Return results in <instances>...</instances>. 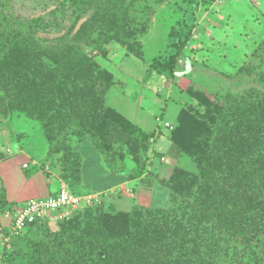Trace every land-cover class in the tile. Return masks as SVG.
I'll use <instances>...</instances> for the list:
<instances>
[{"label": "rangeland", "instance_id": "obj_1", "mask_svg": "<svg viewBox=\"0 0 264 264\" xmlns=\"http://www.w3.org/2000/svg\"><path fill=\"white\" fill-rule=\"evenodd\" d=\"M32 27L37 40L52 46L48 55H31L23 41L10 43ZM66 46L74 56L80 52L90 65H60ZM61 75L73 81L67 84L68 92L81 101L92 98L93 116L78 115L102 127L95 134L106 163L134 182L132 190L93 192L99 189L92 180L82 189L77 156L48 155L42 125L60 110L56 95L64 89ZM263 103L264 0H0L2 190L12 207L47 196L42 180L52 181L48 196L64 185L77 199L66 210L47 214L20 237L4 234L10 220L0 216V264H91L88 251L103 257L101 242L93 236L92 247L84 251L73 241V229L77 227V236L86 226L91 229V218L103 212L140 213L132 214L139 221L134 229L142 232L137 238L147 237L149 247L152 240L171 247L168 236L179 226L177 217L191 214L204 177L208 187L239 185L233 180L235 156L227 153L234 149L227 144L217 149L214 144L220 135L227 132L242 139L239 171L264 156V129L250 130L245 124L255 106ZM44 111L45 121L38 120ZM76 141L70 138L72 150L79 144ZM155 153L163 158H155ZM218 158L220 167L214 166ZM254 180L253 207L264 210V185L261 189L256 185L264 179ZM149 181L170 187L165 209L173 207L179 216L167 218L158 208L133 206L136 200L145 203L136 195L149 191ZM248 217L244 227L251 233L250 241L232 237L224 242L216 236L211 264H264V211ZM153 220L166 239L158 241L147 226ZM210 227L205 224L197 232L206 236ZM65 237L68 240L60 247ZM74 247L79 254L66 263L60 248ZM141 248L136 264H142L145 256L153 260L148 248Z\"/></svg>", "mask_w": 264, "mask_h": 264}, {"label": "trees", "instance_id": "obj_2", "mask_svg": "<svg viewBox=\"0 0 264 264\" xmlns=\"http://www.w3.org/2000/svg\"><path fill=\"white\" fill-rule=\"evenodd\" d=\"M31 40L33 42H31ZM18 41H23V43H25L26 49L31 55H39L41 53L48 55L52 50L51 45H47L45 41L37 40L36 30L34 27L31 28L30 32H26L22 38L12 39L10 40V43L15 44ZM63 51L64 52L59 60L60 65H63V67L87 68L90 65L88 60L86 61V59L82 58L83 56H81L80 52L74 56L72 55V52L67 49V46ZM53 72L54 74L58 73L59 75L60 71L54 70ZM58 75L56 76V79L58 78ZM61 77L62 79L60 80H62L64 83V89H59L56 95L60 103V110L52 113L46 121L44 119L48 115L47 111H44V115L38 116V120L45 121L43 122L44 124L42 125V130L48 147V155L58 152H62L64 155H76L78 158V169L76 170L78 173L77 179L78 182H80L81 157L76 150L71 149L70 145V138L75 137L77 139L76 143L89 142L93 146L95 151L102 158L106 168L110 173H119L120 171H116L108 167L104 156V149L102 145L98 143V138L95 133L102 127L98 128V125L91 124L92 121L85 122L80 116L85 115L90 118L93 116V113L89 114V111H91L90 100H92V98L89 97L90 100L87 101H81L78 99V95L68 92L67 90V84L73 83L70 77L65 75H61ZM253 110L252 119L250 120L249 117H247L250 121L246 122L245 124L250 130L252 128L257 129L258 126H261V128L264 129V103L255 106ZM98 116L99 115L97 114L96 117ZM55 118L60 120L54 122ZM120 121L121 120H118V122ZM98 134L101 137V133L98 132ZM241 140L242 139L238 138L237 135H231L227 132H224L222 135H220V138L214 142V144L217 145V149L224 148L226 144L232 146L230 149H234V151L230 150L227 153L230 152L234 154L235 163H233L236 168L237 161L239 160L237 155L239 153L238 148L240 146ZM154 157L161 159L163 158V154L155 153ZM215 161L216 163H214V166L220 167V158ZM249 162H251V165L246 163L245 167L242 168L241 171H239L238 168V171L236 168L234 169L235 173H233L235 177L233 176V180L239 184L236 186V188L234 187L229 189L228 186V188H223L220 185H211L208 187L209 185L205 180L206 177H204V182L198 183L197 190L199 191V194L196 196L197 203L195 206L191 207V214H188L186 218L183 215L179 216L173 207L168 209H158V211L165 213L167 218L172 214L175 217L179 216L177 217L179 218L177 219V224H179V226L175 228L172 235L168 236L172 242L170 243L172 244L171 247H166L167 244H165L164 247H161L162 243H158L154 240L151 241L154 243V245L149 247L147 242H150V240H148L147 237H141L140 239L137 238L142 232H140V230L134 229V226L139 224V221L138 219L133 218V215H139L140 213L138 212L132 213L133 215H109L103 212L99 214L98 218H91V220L94 221V223H92V228L90 229L89 226H86L84 230L80 231V236L76 235L77 233L75 232V229H77V227H74L73 231L75 238L72 239L73 241H76L78 246L81 245V247L84 248V251H88L89 248L92 247L90 241L91 238L93 239V236H95L98 241L101 242V251L104 252V255L100 258L99 255L95 253V251H93V254L92 252L88 251V255H91V264H99L101 262L102 264H136V258L141 256V252H139L142 249L141 247L148 248L149 252L154 255V258L151 261H148L150 256H145L141 261L142 264H161L162 261L166 262L167 264H211L212 254L210 253L214 243V238L219 236L224 242H226L228 239L230 240L232 237H234L235 240L242 239L243 243H248L250 241L251 233L247 231V228L244 227L246 225L245 221L250 222L248 217L249 213H260L264 211L263 209L258 210L257 208L253 207L254 201L252 199L256 197L254 193H250L252 191L250 190L251 184H255L254 178L262 177V179H264V156L262 155L259 158L257 157V159L251 160ZM238 164H240V162ZM202 175L207 176L208 174L206 172L203 173L202 171ZM231 176L232 175L230 174L229 177ZM148 183L150 186L152 185V181H149ZM263 183L256 184L259 186L258 189L263 187ZM164 187H166L168 190L170 189L168 186ZM210 189L213 192H209ZM135 208L139 209L142 207ZM11 209L12 205L8 204L5 192H3L0 184V216H2L8 210L11 211ZM155 223L156 222L153 220L147 226L153 230V233L155 232L154 234H156V237H158V241L166 239L162 238L163 234L161 237V232H157L158 226L154 225ZM37 224H40V221L27 226L24 232H22V234L17 237L22 236L25 232L29 231ZM205 224H209L211 226V230L209 232L207 231L206 236H204L203 233L199 235L197 232L198 228L200 227V229H204L203 225ZM190 229L194 231L190 232ZM205 230H208V228H205ZM4 234L8 236L9 231L4 229ZM76 236L79 238L78 240H81V242L77 241ZM67 240V238L64 239V242H61L60 247ZM177 243L179 245L174 247L173 245H176ZM75 248L76 247L70 251L65 248H60L61 252L66 253L64 259L66 263H69L75 259L74 257L76 256L74 255H76L79 250V248ZM157 257H160L161 261ZM73 264L78 263L73 262Z\"/></svg>", "mask_w": 264, "mask_h": 264}, {"label": "crops", "instance_id": "obj_3", "mask_svg": "<svg viewBox=\"0 0 264 264\" xmlns=\"http://www.w3.org/2000/svg\"><path fill=\"white\" fill-rule=\"evenodd\" d=\"M45 147V146H44ZM75 150L78 152V154L81 157V164H80V187L83 189V185L92 180V185L97 188L98 191L93 192H101L105 188H121L124 191H128L129 189H133L134 182H132L131 179L127 177V175L123 173H117L112 174L108 171L106 168L102 158L100 155L95 151L93 146L89 142H82L79 143ZM24 151L25 150H20ZM86 151V153L84 152ZM82 152V153H81ZM85 154V156H84ZM87 154V156H86ZM5 161V160H4ZM4 161H0V179L2 180L4 184V175L1 171V165ZM51 182H43V185L41 186L43 190L46 191V194L48 196L49 191L52 190ZM133 185V186H132ZM132 186V187H131ZM152 186V187H151ZM149 187V191L147 192L145 190L138 191L137 195L138 199L144 198L145 203L141 204L139 201H135L133 203V206H143V207H154L158 209H165L168 206L169 203V191L166 187L163 185H160L159 183H153ZM46 197V196H44ZM42 198V197H39ZM8 202H10L7 199Z\"/></svg>", "mask_w": 264, "mask_h": 264}, {"label": "built area", "instance_id": "obj_4", "mask_svg": "<svg viewBox=\"0 0 264 264\" xmlns=\"http://www.w3.org/2000/svg\"><path fill=\"white\" fill-rule=\"evenodd\" d=\"M22 168H28L27 164H23ZM76 202L77 199L73 197L69 189L62 185L54 195L25 201L19 206L12 207L11 211H6L2 217L10 220L9 234L16 237L22 234L30 224L41 222L47 214L66 210Z\"/></svg>", "mask_w": 264, "mask_h": 264}]
</instances>
